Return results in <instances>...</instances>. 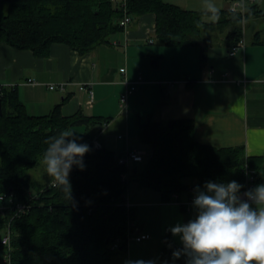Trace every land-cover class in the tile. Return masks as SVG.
<instances>
[{"label": "trees", "instance_id": "obj_1", "mask_svg": "<svg viewBox=\"0 0 264 264\" xmlns=\"http://www.w3.org/2000/svg\"><path fill=\"white\" fill-rule=\"evenodd\" d=\"M126 6L132 18L154 13L158 42L171 46L199 44L213 25L241 21L251 13L221 10V18L209 22L204 10L166 0H126ZM124 15L122 3L114 0H0V44L46 57L52 44L59 42L85 54L125 30L119 22ZM229 36L236 44L243 28L236 26ZM0 97V197L4 196L0 203L10 204L11 198L25 200L30 190L39 195L18 217L12 218L9 210L0 211V259L5 250L2 236L10 225L11 264L32 260L42 264H113L114 259L127 255L130 246L126 243L118 249H112L111 244L126 237L129 219L139 225L136 206L129 211L125 204L132 182L157 191L163 202H172L197 186L203 189L208 181L226 184L234 180L243 185L241 190L248 184L252 189L264 184V154L249 156L244 145L200 143L192 118L177 119L172 126L154 119L141 122L140 141L152 147V154L142 168L136 163L123 180L122 174L129 171L119 163L123 153L118 155L100 143L88 144L92 138L86 140L94 136L92 127L101 132L109 117L88 116L82 111L67 116L62 103L47 114L31 115L17 85L3 87ZM78 125L87 128L82 143L90 151L82 158L83 170L73 166L69 173L71 194L53 187L51 177L44 182L34 180L29 171L41 163L46 141ZM182 248L165 235L156 264H186V256L176 259L172 255Z\"/></svg>", "mask_w": 264, "mask_h": 264}, {"label": "crops", "instance_id": "obj_2", "mask_svg": "<svg viewBox=\"0 0 264 264\" xmlns=\"http://www.w3.org/2000/svg\"><path fill=\"white\" fill-rule=\"evenodd\" d=\"M166 1L187 9L204 10L205 0ZM239 1L211 0V3L221 11L231 10ZM247 10L251 13L241 21L213 25L205 38L194 45L159 43L154 13L132 19L125 30L110 38L109 43L85 54L56 42L51 46L50 55L39 57L30 49L15 48L2 42L0 83L17 84L20 98L31 115L47 114L56 104L62 103V112L67 116L82 111L88 116L109 117V123L101 132L97 126L92 127V139L118 155L127 148H144L133 142L134 137L140 141L141 122L149 119L169 122L183 118L194 119L195 135L200 143L215 147L244 145L247 155H262L264 0H248L245 12ZM205 20L213 22L208 16ZM236 26L243 28L245 44L231 54L236 39L230 38L229 34ZM218 33L222 36H216ZM122 67H126V73L120 70ZM140 74L144 81L136 84L138 88L129 96L128 108L122 117L119 96L125 89V80L135 82ZM30 78L38 83L28 82ZM171 81L173 86H169ZM58 83H66V90L49 87ZM83 84L89 85L82 89ZM89 86L94 92L92 102ZM111 98L114 102L109 104ZM119 134L125 137L119 138ZM131 184L129 199L134 206L148 203L147 200L152 198L156 202L152 189L141 186L131 189ZM194 190L191 188L190 192L180 194L178 200L163 202L161 199L158 203L165 211H170L173 205L175 218L177 210L181 213L186 209L183 203L190 200ZM158 197L161 198L160 194ZM188 221L183 215L179 220L173 219V225L163 221L162 232L165 234L168 230L172 235L171 226ZM138 226L141 231L148 232L140 221ZM172 240L176 245H183L179 236H173ZM134 244L145 251V247L155 248L157 242L151 236ZM161 244L162 241L160 247ZM113 264H127V260L119 257Z\"/></svg>", "mask_w": 264, "mask_h": 264}, {"label": "clouds", "instance_id": "obj_3", "mask_svg": "<svg viewBox=\"0 0 264 264\" xmlns=\"http://www.w3.org/2000/svg\"><path fill=\"white\" fill-rule=\"evenodd\" d=\"M203 7L211 21L219 19L220 10L211 0H205ZM81 139L77 133L64 130L46 141L42 158L52 186H60L70 194L69 173L73 166L83 170L82 158L90 151L87 144L78 143ZM242 188L234 180L226 184L208 181L203 189L197 186L195 218L170 229L183 244L182 249L173 252L174 258L184 255L186 264H264V184L246 191L244 200L239 195ZM129 264L153 262L138 260Z\"/></svg>", "mask_w": 264, "mask_h": 264}, {"label": "built area", "instance_id": "obj_4", "mask_svg": "<svg viewBox=\"0 0 264 264\" xmlns=\"http://www.w3.org/2000/svg\"><path fill=\"white\" fill-rule=\"evenodd\" d=\"M247 1L248 0H240L238 3H235L231 7V11L235 9V12H240L242 14L245 13V8L247 6ZM122 6L124 8L125 15L120 19V24L126 28L128 24L131 22L132 17L127 13V6H126V0H122ZM245 44V38L242 36L239 41L234 45L232 51L230 52L231 54H235L238 49ZM122 72L126 73L127 69L126 67H122L120 69ZM143 76L140 74L135 82H131L128 79L125 80V89L120 95V107L121 111H126L128 108V100L129 96L136 91V84L143 82ZM28 82L36 84L38 83L37 81L33 79H29ZM17 84L10 83V84H5V83H0V95L2 94V89L5 86L8 87H14ZM89 84L86 86L83 84L81 85V88H86ZM169 86H173V81L169 82ZM49 87L51 89H59V90H66V83H58V84H50ZM89 96H90V102L93 101V96L94 92L92 90V87L89 86L88 88ZM124 134H119V138H124ZM96 139H92L88 144H96ZM146 151L144 149H129L119 156V163L126 165L129 171L124 172L122 174L123 180H127L128 176L130 175V171L133 168L132 163H138L144 160ZM250 178L252 179V176L250 175ZM52 184V182H51ZM249 189H252V184H248L247 187L243 190L240 191L239 195L242 200L247 199L244 196V193L248 191ZM29 198L25 200H15L14 198H11L10 204H5V203H0V211L5 213L7 210H9L12 213V218L18 217L22 215L23 213L27 212L30 207V203L32 200L39 198V195L33 191L30 190L29 193ZM196 193H194L191 197L190 200L187 203H183L186 205V208L189 207L190 205L193 204V200L195 198ZM177 198V195H175ZM0 199H4V196H1ZM178 200V199H177ZM180 202V201H179ZM126 206L128 207V210L130 211L133 203L130 201L129 197L126 196V201H125ZM11 235H12V230L10 225L6 228L4 235L2 236V244L4 245L3 250V255H2V260L6 264H11ZM151 238V234L147 232L141 231L140 227L138 224L133 221L132 219L128 221V230L125 238H116L113 243L111 244L112 249H118L120 245L124 242L126 243L127 246H130L132 243L136 242H144L148 239Z\"/></svg>", "mask_w": 264, "mask_h": 264}, {"label": "rangeland", "instance_id": "obj_5", "mask_svg": "<svg viewBox=\"0 0 264 264\" xmlns=\"http://www.w3.org/2000/svg\"><path fill=\"white\" fill-rule=\"evenodd\" d=\"M132 19H135V18H132ZM218 35H219V37L222 36L221 33L220 34L218 33L216 36H218ZM137 88H138V86H137ZM137 88H136V90H137ZM112 98H111L109 104L114 102V100ZM119 99H120V96H119ZM120 112L122 113V117L125 116L126 112H122L121 109H120ZM133 117H135V113H133ZM70 130L77 133L78 136L82 137V139L79 140L78 143H82L84 141L85 135L87 133L86 126H83V125L73 126L70 128ZM97 135L100 136V134H97ZM91 138H92L91 136H89L88 138L86 137V140L87 139L89 140ZM136 138L137 137H134L133 142L143 146L144 147L143 149L146 151V153L144 156L145 159L143 161H141L137 164L132 163V166H135V164H136L139 168H142L146 164V162L148 161V159L150 158V156L152 154V147L149 145L140 143L139 139H136ZM29 173H30V176L34 180H37V182L38 181L44 182V181H46V179H48L50 177L47 174L45 165L42 163V161L39 165H37L36 167L31 169L29 171ZM133 187L136 189L141 188L137 182H132L131 189ZM151 193L154 194L156 202H153L154 198H152V196H150V198H152V199L147 200V201H149L148 203L142 202L141 204H138V206L135 207L136 221L137 222L140 221V223H142L144 225L145 231H148L147 233L151 234L152 240H156L157 244H156L155 248L145 247V251H143V249L137 247L136 244L132 243L129 247L130 252H128L127 255L120 257V258H126L127 264H128V261L131 262V261H138V260L152 261L153 263H155L154 261H157V259H159V255H160V250H161L160 241H162L163 237L169 233L168 230L165 232V234L162 232V226H163L162 222L164 221L163 223H165V224L166 223H169V224L172 223V225H173V219L177 218V220H179L181 215H183V217L186 220H191L192 218H195V216H196V209L193 207V205H190L185 210H183V211L181 210V213H180V210L179 211L177 210V212H178L177 216L174 218L173 217V205L171 206L170 211H165V209L163 210L164 206H162V205H160V203H158L161 200V198L158 197V195L160 193H158L157 191H154V190H151ZM171 204H173V203H171ZM171 228H172V226H171ZM162 233L164 234V236L162 235ZM170 237H171V239L173 238V236L171 234H170ZM0 264H6V263L1 261V259H0ZM26 264H42V262L39 260H32V261L26 262Z\"/></svg>", "mask_w": 264, "mask_h": 264}, {"label": "water", "instance_id": "obj_6", "mask_svg": "<svg viewBox=\"0 0 264 264\" xmlns=\"http://www.w3.org/2000/svg\"><path fill=\"white\" fill-rule=\"evenodd\" d=\"M0 114H2V98L0 97ZM176 122L175 119H172L169 121V125L172 126L174 123ZM137 170V168H135V171ZM3 250L1 251V254H3Z\"/></svg>", "mask_w": 264, "mask_h": 264}]
</instances>
